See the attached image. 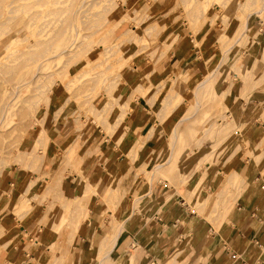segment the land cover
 <instances>
[{"label": "crops", "instance_id": "crops-1", "mask_svg": "<svg viewBox=\"0 0 264 264\" xmlns=\"http://www.w3.org/2000/svg\"><path fill=\"white\" fill-rule=\"evenodd\" d=\"M212 9H219L217 3L212 4ZM173 16L174 14L165 20L164 33H170L166 45L170 46L169 53L173 59L163 65L165 79L175 70L182 69L190 74L189 85L196 81L192 87L194 89L203 79V73L210 70H218L219 80L228 76L236 77L237 74L231 69L236 58H226L228 54L221 55L219 48L222 45L215 40L219 20H215L212 26L206 22L193 36L190 32L183 34L180 25L174 27ZM263 35L264 29L259 30L255 39L257 46L261 45L259 39ZM206 36L209 37L205 38ZM258 53L255 50L253 55L258 58ZM261 60L258 61V68H261ZM263 76L260 71L253 78V81L262 79V82L254 85L248 103L241 97L242 90H231L224 98L229 103V112L234 115V127L238 129L227 138L225 148H222L223 153L219 155L221 163L206 164L207 171L203 170L188 184V180L195 175V167L203 154L201 150L194 152L192 159H185L180 164L178 173L185 175L188 185L179 191L166 181L155 185H137V196L140 199L138 210H134L135 202L124 204L127 193L136 191L132 184L125 183L135 171L128 157H132L133 166L139 167L166 153L165 140H160L152 132L154 125L161 127L153 113L159 112L162 105L158 108L160 103L153 100L149 106L143 104L141 98H137L136 103H131V111L122 119V127L114 131L113 135L86 137L85 133L86 138L80 151H93L89 158L91 182L99 185L107 177L119 178L121 190L125 192L119 202V215L114 218L117 222H123L124 230L109 254V262L105 264H264V113L259 112L260 109L264 111ZM236 79L239 80L237 77ZM164 85V90L167 91L170 84L167 82ZM228 87L231 88V85ZM185 94V90H180L179 96ZM61 108L63 106L60 105L57 109ZM64 109L60 113L61 117L67 113ZM186 111L183 103L173 109L167 118L177 122ZM65 127L66 123L51 126L47 130L51 142L47 146L45 159L57 157L53 149L58 151L59 148L54 141L61 139L59 133ZM139 129L141 140L135 135ZM246 143L251 157H243L242 152L238 151V147ZM230 174H237L238 178L232 184L225 185ZM31 179L24 169L15 166L0 171V264H65L66 249L61 255L54 249L61 239L55 231L58 222L42 213L45 206L40 204L26 210L25 203L20 208L17 205L23 197L28 200L39 198L44 191L36 176L35 181ZM28 183L32 184L29 189ZM82 190H85L84 179L76 174L64 175L62 192L67 198L81 195L84 192ZM187 192L195 194L191 203L185 200ZM226 194L228 198L223 203ZM195 198L199 205L197 209L201 213L194 209ZM97 204L100 209L105 207L101 202ZM129 206L134 208L133 211ZM102 209V212L105 211ZM219 211L221 214L218 217L208 219L210 214ZM108 213L111 214L110 211ZM107 224L101 227L98 215L95 214L93 217L89 216L88 223H83L81 234L75 235L72 232L66 237L68 240L72 239L69 264H98L96 248L111 233V226ZM94 243L95 247L92 248Z\"/></svg>", "mask_w": 264, "mask_h": 264}, {"label": "rangeland", "instance_id": "rangeland-1", "mask_svg": "<svg viewBox=\"0 0 264 264\" xmlns=\"http://www.w3.org/2000/svg\"><path fill=\"white\" fill-rule=\"evenodd\" d=\"M96 1H98V0H96ZM107 1H108V3H107ZM178 1H180V2H178ZM198 1L200 3H202L206 0H198ZM198 1L197 0L195 1V3L197 4L196 6H198L200 4V3H198ZM68 2H70V0H65V4H67ZM165 2L167 5L165 4ZM177 2H178V8L176 9ZM181 2H182V0H175V1L174 0H168V2L166 0H120V1L119 0H106V2H105V0H103L101 3L100 11L102 12V15L106 16L107 18L104 21L105 24H104L101 32L99 33V37L104 38L103 41L105 43V46H107V47H110V46L115 44V46H113V50H115V51L117 50V48L119 49V47H120L119 51L121 52L120 53L121 56L118 52H116L115 54H112V57L110 56L111 54L108 53L107 55L104 56L105 58H103V62L106 61L107 65L104 64L105 62L103 63L101 61L103 65H101V63H100V65H98L95 69H93L94 71H92L90 69V67H92L94 63L99 62L102 58V52H101L102 48L100 46L101 42H98L99 44L97 43V45H96L97 38H93L89 42H88V40H85L86 42H84L83 36L82 37L79 36L78 42H75L76 44L73 43V45L71 46L72 50H74V51L77 50L76 52H78L79 55H77L76 57H78L79 60L76 57L73 58L72 54L62 55V57L60 59L55 60L52 62V64H50V66L52 68L50 67V69L41 70V73L52 72L53 76H50L49 78L47 77L43 81H41V79H39V81H37L36 83H32V82L28 83L29 78L23 77L20 80L22 82V85L20 87V92H16V96L14 98L12 97L11 92H10L12 87H9L8 84L10 81H14V79H16L17 76L23 70H26V69L16 70L15 76L13 78L7 79L8 81L5 78L6 75L4 73H0V74H3V75H0V87L3 88L4 90L6 88H8V91H9V94H6V100L10 101V105L7 108L12 109L13 112L18 111L19 107L22 106L21 101L23 99H25V97H27L29 95L32 96L33 92L31 90H32L34 85L40 84V82H42V83L48 84V89L53 87V86L56 88L54 90V92H52L50 94V100H49V98L46 99V102H45L46 106L45 107L40 106V107H38V109L36 111V116H38V118H41V116H43L44 119L41 121V123H35L33 126L28 127V129L29 128L30 129L27 131L28 133H26L23 138L20 137V135L24 129L27 130V128H26L27 124L26 123H28V118H26L25 120H21V121L17 120L18 116H16L14 118V120H12V118L7 119V118H9V117H7V115L4 116V119L0 118V133L3 134V136L0 137V159H1L0 160V162H1L0 163V171L3 169L11 168L13 166H15L18 169H24L25 168L24 171H26V173L29 174V176H31V178H32L31 180L35 181L34 177L36 176L37 177L36 180L41 182L42 186L40 188L41 189L44 188V190L46 188V185H48V183L49 184L51 183L52 179H55V178H58L61 176L62 182H60V180H59V184H58L59 186L56 185L54 187V189H52V190L50 188L51 193H50V190L48 188L45 190V191L48 190L47 194H45L46 192L43 191L39 198L36 197V198L30 199V200L23 197L20 200V202L17 204L18 207L20 208V207H23V205L25 203L26 204V208H25L26 210H28L30 208L32 209V207L35 208L40 204H43L45 206L44 209L42 210V213L46 217H48L49 219H51V220L54 219L58 222L57 226L55 227V231H57L58 233L63 231V233H60V235L62 234L64 236L59 235L61 238V239H59L60 241H58V244L60 242L59 249L57 248L58 245H57V247L55 246L56 250L59 253H62L63 251H65L66 248H63L65 246H62V245H64V244L66 245V241H67V245H68V243H72V240H68L65 236H68L69 234L71 235L72 232L73 233L76 232V234L74 233L75 235L81 234L79 230H75V228H74V225L76 223V217L73 216L72 211L68 210L65 207V204H66V206L70 205V203H71V201H73L74 197L67 198L64 195V193L62 192L63 191V177L66 174H76L77 176H79V178L81 177L80 179H83L82 178L83 171H84L83 170V168H84L83 163H84V161L85 162L87 161V159L90 157L91 154H93L92 149L91 150L88 149L86 151H80L81 147H83L82 144L80 145L79 142L77 143V141H79L78 136H79L80 132L77 134V130L74 132H72V131L76 129V127H77L76 125L78 124L80 129L84 133H86V137H89V135H93L95 137H97L98 135L111 136V135H113L114 131H117L118 128L122 127V121H121V123L116 127V129L111 132V130L109 131V129H107L106 126L103 127V126L99 125L95 120H92L93 124H91L90 120L92 118L94 119V117L91 118V116H92V114L95 113L94 109H92V108L93 107L94 108L95 107L100 108L105 103H111L112 97L110 95H108L110 93V90H111L110 94L115 92L114 93L116 96L115 104L116 103L122 104L123 103L122 101H124V103L128 101L127 104L130 105V108H131V103L137 102L136 101L137 98H141V100L143 101V104H147L149 106L151 105L153 100L154 101L157 100V102L160 103V104H158L157 107L159 108L160 105H162V106H161V109L159 112H154L153 114L155 115L156 120L161 124V127H157L154 125V127L152 128L153 129L152 132L153 133L155 132L156 137L160 138V140L161 139L165 140L166 144H169L168 142H170L169 130L171 129L172 125L174 124V120L168 119L167 116H169V114L175 108V106H180V105H183V103H185V109L188 108L187 111L184 112V115L181 118H183L184 116H187V115H191V113L194 112V105L193 104L195 102L193 99L192 87L196 81L194 83H192V85H189L190 74H189V72H186V71L183 72L182 69L181 70L179 69V74H180L179 79L175 76L176 70L171 75L172 76L171 79H170V77H171L170 75L167 76L166 79L164 78V76H163V74H164L163 65L165 62L172 59L171 53H169L170 47L166 51V54L164 56L161 55V56H163V58H161L160 55H159V57H157V54H160V53H158V51H160V48H161L160 46H162L161 45L162 42L167 44V40L169 39L170 33L169 32L166 34L164 33L166 30L165 20L169 19L170 18L169 16H171L172 14H174L172 24L175 25L174 27L180 25V29L183 30V32H182L183 34L190 32L193 36H195L198 33L199 29L201 28L199 26V29H196L197 30V32H196L195 28L196 27L198 28V26H197V24H195L196 22L195 23L193 22V20H192L193 18L190 17L191 15L193 16V13H195L194 12L195 8L193 9L195 3L194 2L193 3L192 2L187 3L188 0H183L182 4L179 6V3H181ZM243 2H245V4L247 6L245 4H244L245 6H242ZM262 2H263V0H244V1L243 0H207L208 10L204 13V18H205L204 21L205 20L206 21L204 23H202V25H205L206 22L210 23V21H211L210 25L212 26L215 24V20H219V24H220L219 28H216L217 30L215 31V37H216L215 40L218 41L222 45V47L219 48V52L221 53V55L222 54L223 55L228 54V56L226 55V58H229L232 56L234 58H236L235 62H233L232 66H231V69L233 71H235V73L237 74L236 77L239 79V80H237L236 77L234 78L233 76H228L226 78H221L219 80V79H217V77L220 76V74H219L218 70L216 69L215 76L212 80L213 81V94L214 93L216 94V93H219L220 91L225 90L231 84V88L229 89V92H231V90L234 92H236L237 90H242L241 97L243 99H245V101L248 103L250 96H251L250 93L254 90L256 84L259 85V83L262 82V79L258 80V81H253V78L255 76H257V74L260 71L263 72V75H264V70H263L264 52H262V51H264V48H263L264 35H263V37H261V39H259L261 42L260 46H257V44L255 43V39L258 36L259 30L264 29V10L261 14H253L252 13L253 11H257V9H259L261 7ZM110 3L111 4L114 3V5L112 4L111 9H109L110 6H108V4H110ZM214 3H217V5L219 7L218 10L212 9V4H214ZM102 4H103V7H102ZM239 4H240V6H238ZM132 6H134V8ZM173 6H175V7H173ZM239 7H240V9L243 8V10H245L246 12H249V14H251V13L252 14L248 17V20H247L248 30L244 32L242 39H241V42L237 43L236 45H233V43L235 41L234 35H239L242 32V25H240V22L244 18L243 16L246 15L245 11L243 12L242 9H241L242 13L240 12ZM104 8L107 10V12H104L105 14L103 13ZM8 9H9L8 7L5 8V10H8ZM142 9H144L145 10V11L143 10L144 13L147 16H149L145 20L140 19L142 17V11H141ZM184 11H186V12H184ZM187 12H188V14H187ZM185 13H186V15H185ZM139 14H141V15H139ZM187 15H189V17H187ZM125 16H127V17H125ZM124 17L126 19H124ZM175 17L176 18L179 17V18L176 19ZM187 18L191 19L192 21L190 20L188 22ZM210 19H212L213 21ZM154 21L156 22L157 25H159V28L162 30H160L159 34L155 33V34H157V36L154 35V33H153L152 36L150 37V39H149L150 41H148V42H149V45H152V46L147 47L143 51L140 50V52H137L133 55V52H135L136 47H138V45H139L138 39L143 35V33H141V31H143L144 27H146L147 25H149L150 23H152ZM117 22L119 23V25ZM224 22H226V23H224ZM113 23H117V25H118L114 29V31L112 28L115 27V24H113ZM135 24H136V26H135ZM109 29H111L110 33L108 31ZM106 30L108 31V33ZM127 30L133 31V33H132L133 38H131V43L129 45H128V43H125V42L122 43V40H121V39L126 38L124 35V32ZM104 31H105V34H102V33H104ZM79 33H80V35H84V34H86V30L84 29V30L80 31ZM208 34H209V32H208ZM154 36H155V38H154ZM1 37L2 36H0V38ZM120 37H123V38H120ZM208 37L209 36H206L205 38H208ZM116 38H117V40H116ZM233 38H234V41H233ZM229 40H230V42H229ZM81 41H83L85 44ZM226 41L229 45H227ZM232 41H233V43H232ZM80 43H83V44L80 45ZM87 43L89 44V46ZM230 43H232V44L230 45ZM101 44H102V46H104L103 43H101ZM198 44L200 45V43H198ZM232 45L235 47L233 48ZM82 46H83V48H82ZM229 46H230V48H228ZM231 46L233 49L231 48ZM152 48H156L157 52H152L154 50ZM262 48H263V50H262ZM222 50L224 51V53ZM255 50L259 51V53L257 54L258 58L255 57V55H253ZM245 51H249L250 54L245 53ZM82 55H85L86 57H84ZM262 55H263V57H262ZM3 56L5 57V50L2 47V48H0V64L5 63V61H6V59ZM108 56L110 57V60H112V62L114 61L113 63L111 61L109 62ZM261 57H262V60H261ZM72 58H73V61L75 62V64L71 60ZM114 58H115V60H118V61H115ZM66 60H68V61H66ZM77 60H78V62L76 63ZM259 60H261V62H260V64H262L261 68H258V61ZM87 62L90 64V67H88L89 64ZM116 62L118 65L117 64L114 65V63H116ZM64 63H65V65L67 63V66H66L67 69H65ZM113 65L115 66L114 69H113V67H114ZM134 66L136 68H134ZM101 67H102V70H101ZM82 68L83 69L87 68V69H85L84 72L88 71V74L82 75V73H83ZM80 69H82V70L79 72ZM152 70L154 71L153 80L143 81L142 86L144 88L146 87L145 88L146 91L144 92V91L140 90V92H138L139 90L136 89L137 78L143 74H146L149 71H152ZM95 71L96 72L98 71V73L101 72V76L96 77L99 74H94ZM56 72L57 73L59 72L61 74V76H59L60 74L59 73L57 74ZM117 72H118V74H116ZM90 73H92V74H90ZM114 73H115V75H114ZM207 73H208V71L204 72L203 76ZM115 76H116V78H118V80H117V82H116V80L112 81V83L113 82L114 83L110 89H108V88L106 89L103 86L102 82L99 83V81H102V79H104L105 77L112 78ZM174 76L176 77V79ZM91 78H93V80H91ZM238 81H241V82L238 83ZM67 82H69V83H67ZM167 82L170 84V86H169L168 90L165 91L164 90V86H165L164 84ZM173 82H174V84H173ZM65 84H68V87H67V85L65 87ZM157 86H159V87H157ZM156 87L158 89H156ZM113 88H114V90H112ZM3 89H0V99H1V92H3ZM106 90H108V91H106ZM180 90L181 91L185 90L186 94L183 96H179ZM141 91L144 93H142ZM210 92L206 93L203 96H200V98H199L200 99V108L197 111L198 114L199 113L200 114L198 115L196 112L195 116L193 117V120L188 121V123H190V124L195 122V125L198 128L195 131L193 136H188V135H187V137L185 136L187 138L186 143H183V144L179 143L178 144V145H182V146L177 151L178 152L176 154L177 157L175 156L173 163L169 167L167 173L166 174L165 173L164 174H162V173L161 174L160 173L150 174V173H152V171H150L152 169H150V168H153L152 166H154V164L163 163L166 160V156L168 155V152H169L168 151V145H166L167 151L163 156H161L157 160H152L149 164H141L138 168L136 166H133L132 157L129 156L128 161L132 165L131 166L132 168L135 167L134 168L135 171H134L133 175L128 176L129 181H125V183H127V182H128L127 184L133 183L132 188H135V190H136L137 185H140V184L142 185V183L148 184V181H150L149 184H151V185L163 183L164 181H166L169 185L174 186L179 191L181 188H184L189 183L191 184L193 182V180L195 179V177L198 176L203 170L207 171L205 169L206 164L209 163L211 165H213V164L219 165L221 163V160L219 159L220 158L219 155H221L223 153L222 148L225 146V142H226L227 138L229 136H231V134L236 132V130L238 128L234 127V121L233 120H235V119H234V115L231 112H229V107H230L228 105L229 103L227 101H225L224 99L222 102H221V100L218 101L219 99H217V108L216 107L213 108L211 105L214 104L213 106H215L216 100H215L214 95L212 97ZM139 93L140 94L142 93L143 95L142 94L140 95ZM69 96H70V98H68ZM178 96L180 97V99L178 98ZM149 97H150V100L148 101L147 98H149ZM172 97L174 100L171 99ZM65 99H68V100H65ZM169 99H170V101L172 100L171 101L172 103L169 101ZM83 100H84V102H83ZM65 101H67L66 104H64ZM169 102H170V104H169ZM223 102L225 105L222 104ZM60 105L63 106V108L59 109L60 112L55 114L56 112H54V111L58 110L57 108ZM119 108L121 110L122 106L117 104L112 109V111H111L112 115H111L110 119L108 121L106 119L104 120V121H106L105 125L115 122L116 115H118L119 114L118 112L120 111ZM130 108L129 107L125 108L124 114L127 112H130L131 111ZM44 109H45V111H44ZM63 109L67 110V113L61 117L60 113L63 111ZM91 110L94 113L90 114ZM259 112L264 113V111H262V109H260ZM52 115H55V116L52 117ZM125 115H123V118L125 117ZM89 117H90V119H89ZM232 118H233V120H232ZM95 119H97V118H95ZM64 123H66V127L61 131V133H59L61 135V137H60L61 139L57 140L56 142L54 141V144L57 145L59 148L58 151L53 149V152L56 154L57 157L54 159H48L47 160V159H45V156H47L46 155L47 146L51 142V139L49 137L47 130H50L51 126H58L59 124L63 125ZM162 124H163V127H162ZM39 126H41L47 133L45 134L44 139H42V140H44V142L42 143V145L39 142L38 146H40V147L37 148V144H34V145H36V147L32 146L31 144L34 142L32 140V138H34V136L36 135V132H37L36 130L41 128ZM209 126H210V132L207 133L208 135H205L204 130L206 128H209ZM21 129H22V131H21ZM70 132H72L71 133L72 137H71V135L69 137ZM76 134H77V137H75ZM203 134H204V137H202ZM135 135L139 140H141L142 139L141 138V129L136 130ZM76 138H78V140ZM73 139L77 143V144L75 143L77 145V147L75 149L76 150V152L74 153L75 155L73 156L74 162H67L66 159H64L65 158L64 156L66 155L64 152L66 151L67 148H69V145H71L70 143L74 142V141L72 142ZM61 140L64 142H61ZM199 140L202 141L200 144H199ZM84 141H85V139H84ZM59 142H61V143L59 144ZM248 146H249L248 143H246V145L241 144L238 147L239 148L238 151L242 152L243 157H245V156L251 157V154H249V152L247 151V150H249ZM243 148H244V150H243ZM31 150H34V151L31 152ZM198 150H201L200 152H202L203 154L212 151V157L209 160L207 159V160L203 161L200 165H199V163L197 164V166L195 167L196 173L194 176H192L188 180V182H187L188 184H187L185 181L186 180L185 175H183V173H181V175L178 174V173H180V169H181L180 164L182 162H184L185 159H189V160L192 159L191 157H194L193 153L198 151ZM241 150H243V151H241ZM27 151L29 152V156L27 155L28 154ZM21 156L23 159L20 158ZM30 156L32 158L37 157V158H41V160L42 159L43 160L42 161L41 160L36 161L37 158L34 160V158L33 159L29 158ZM19 158L21 160H19ZM32 160H33V162H32ZM17 161L20 162V165H19V162H17ZM26 164H28L27 166H29V168H27ZM29 164H31L32 166ZM21 165H23V167ZM36 165H37V167H36ZM35 167L37 169L39 168V170L37 171V169H35ZM173 170H175L176 171L175 174L178 175L177 181H174L172 179H168L169 177L172 178L170 173ZM74 171H75V173H73ZM148 171H150V172H148ZM137 173L139 174V176ZM237 178H238L237 174H230L227 177L225 185L232 184L234 181L237 180ZM113 179H115V178H113ZM116 179H118L117 185H116L117 197H115L114 199L112 198L113 200L110 199L107 202L105 199V201H104V199H103L104 196H102V193H104L103 190L106 188L105 185L112 180V178L110 179V177H107V179L104 180V182L103 181L100 182L99 185H95L97 187L94 190L96 191L97 194L92 193L89 195L90 203H91L90 208L92 210L90 217L97 214L99 221L101 222L100 223L101 227H103V225L108 223L107 225L111 226L110 235L112 233H114V231H115L114 230L115 225L111 224L110 222H112L113 219L117 218V216L119 215V202H120V199L122 198V195L125 194V192H122V190H121L122 187L119 185L120 184L119 178H116ZM169 180H171L172 182ZM45 181H47V182H45ZM173 182H176L175 185ZM31 185L32 184H29L27 186V189H29V187ZM6 193L8 194L9 192L7 191ZM45 195L47 197L43 198V196H45ZM127 195H126V199L124 201V204L125 205H129L130 203L133 204L134 201L136 200L135 201L136 205L133 204V207H135V209L132 208L131 206H129L128 208L130 209V207H131L132 211H133V209L138 210L139 209L138 201H140V199L139 200L136 199V198H138L137 190H136V192H133V193L128 192ZM181 196L184 197L182 195V193H181ZM97 198H99V200ZM116 198L118 201L115 203L116 204V206H115L114 201L116 200ZM132 198H135V199L133 200ZM227 198H228V194L224 195L223 203H225ZM193 199H194V197H192L191 200H193ZM185 200L188 203H191V200L189 201L187 198H185ZM65 201H66V203H65ZM55 202L57 203V205L59 203V205L57 206L56 204H54ZM98 202H101V204L103 206H105V207H103V209L101 208L102 210H104L106 208L105 211L102 212L101 209L97 207V205H99V204H97ZM106 202H107V205H106ZM111 203H113V205ZM52 204H53V206H52ZM195 204H196V208H194V209L197 212H199L197 209L199 207L198 200H196V198H195ZM202 204L204 205V203H202ZM221 209H223L222 205H221ZM68 211H70V213H68ZM108 211H110L111 214H109ZM199 213H201V212H199ZM220 214H221V212L213 213V215L210 214V216H209L210 218H208V219H212L213 217H218ZM109 215H111V216H109ZM203 215H205V213H203ZM67 218H68V220H67ZM107 220H109V221H107ZM86 222L88 223V220ZM45 224H46V222H45ZM68 224H69V226H68ZM60 227H61V229H60ZM63 227H65L66 230L65 229L63 230ZM103 229H105V227ZM66 231L68 233H66ZM91 247L94 248L95 243H94V245L92 244ZM71 253H72V248L70 249V255H71ZM97 260H99V255L97 257Z\"/></svg>", "mask_w": 264, "mask_h": 264}, {"label": "bare ground", "instance_id": "bare-ground-1", "mask_svg": "<svg viewBox=\"0 0 264 264\" xmlns=\"http://www.w3.org/2000/svg\"><path fill=\"white\" fill-rule=\"evenodd\" d=\"M103 0H70V2H68L67 4H65V0H0V36H2L0 38V48L3 47V49L5 50V63H1L0 64V73H4L6 76V80L9 79V78H13L15 76V73H16V70L18 69H26V70H23L18 76L16 79H14V81H10L8 86L9 87H12L10 92H11V95L12 97L14 98L16 96V92H20V87L22 85V82L20 81L23 77H28L29 78V81L28 83H36L37 81H39V79H41V81H43L44 79H46L47 77L49 78L50 76H53V73L50 72H46V73H41V70H44V69H50V64H52L53 61L55 60H58L62 57V55H68V54H72L73 58L76 57L78 54V52L72 50L71 46L73 45V43L75 42H78V38L79 36L82 37L83 36V39H84V42H86L85 40H88V42L93 39V38H97V42H96V45L98 42H101L103 43L104 46H102V44L100 43V46L102 48L101 52H102V58L99 62H96L93 64L92 67H90V64L88 67H90V69L92 71H94L93 69H95L98 65H103L102 62H103V58H105L104 56L107 55L108 53H110L111 57H112V54H115L116 52H118L119 54L121 53L119 50H120V47L119 49L117 48V50H113V46H110V47H107L105 46V43L103 41L104 38H101L99 37V33L101 32L103 26H104V21L105 19L107 18L106 16L102 15V12L100 11L101 9V3H102ZM120 1V0H119ZM168 2V0H166ZM175 1V0H174ZM196 0H188L187 3H195ZM198 1V0H197ZM244 1V0H243ZM106 2V0H105ZM180 2V1H178ZM178 2H177V6H176V9L178 8ZM183 2V0H182ZM179 3V6L182 4ZM108 3V1H107ZM106 3V4H107ZM186 3V2H185ZM198 3H200L198 1ZM225 3V2H224ZM111 4V3H110ZM108 4V6H110L109 9H111V6L112 4L114 5V3H112L111 5ZM166 4V2H165ZM175 4V3H174ZM245 2H243V5L242 6H245L244 5ZM105 5V4H104ZM116 5V4H115ZM133 5V4H132ZM167 5V4H166ZM188 5V4H187ZM197 4L195 3L193 9H194V12L193 13V16L191 15L190 17H192L193 19V22L195 24H197L198 28L196 27L195 28V31L197 32L196 29H199V26L201 27L202 26V23H204V13L208 10V4H207V0L200 3L198 6H196ZM231 5V4H230ZM240 6V4L238 5ZM237 6V7H238ZM241 6V7H242ZM247 6V5H246ZM8 7L9 9L8 10H5V8ZM102 7H103V4H102ZM134 8V6H132ZM175 7V6H173ZM222 7V6H221ZM140 8V7H139ZM207 8V9H206ZM245 8V7H244ZM98 9V10H97ZM238 9V8H237ZM240 9V7H239ZM238 9V10H239ZM242 11L244 12L245 10H243V8H241ZM241 9H240V12H241ZM246 9V8H245ZM248 9V8H247ZM103 10V9H102ZM106 9L104 8V12H107V10L105 11ZM144 9H142V17L140 19H147V16L144 11ZM172 10V9H171ZM264 10V0L262 2V5L259 9H257V11H253L252 13L253 14H261ZM186 12V11H184ZM189 12V11H188ZM187 12V14H188ZM242 13V12H241ZM251 13V14H252ZM105 14V13H104ZM108 14V13H107ZM240 14V13H239ZM245 16H243L244 18L242 19V21L240 22V25H242V32L239 34V35H234V38H235V41H234V38H233V45H236L237 43H240L241 42V39H242V36L244 34L245 31L248 30V24H247V20H248V17L251 15L249 14V12H246L245 11ZM123 15V14H122ZM141 15V14H139ZM186 15V13H185ZM190 15V14H189ZM189 15H187V17H189ZM244 15V14H243ZM184 16V15H183ZM122 17V16H121ZM127 17V16H125ZM124 17V19H126ZM140 17V16H139ZM180 17V16H179ZM178 17V18H179ZM135 18V17H134ZM176 18V17H175ZM176 18V19H178ZM214 18V17H213ZM212 18V19H213ZM186 19V18H185ZM188 19V22L191 20L189 18ZM209 19V18H208ZM210 19V20H212ZM191 20V21H192ZM107 21V20H106ZM122 21V20H121ZM213 21V20H212ZM223 21V20H222ZM225 21V20H224ZM118 23V22H117ZM117 23H113L115 24V27L112 28L113 31L114 29L119 25H117ZM140 23V22H139ZM211 23V21H210ZM226 23V22H224ZM112 24V25H113ZM190 24V23H189ZM199 24V25H198ZM111 25V26H112ZM194 25V24H193ZM192 25V26H193ZM136 26V24H135ZM86 30V34L84 35H80V31L82 30ZM134 29V28H133ZM132 29V30H133ZM164 29V28H163ZM191 29V28H190ZM245 29V30H244ZM110 30L109 29V33H110ZM132 30H127L124 32V35H125V39H121L122 40V43L125 42V43H128V45L131 43V38L132 37V33L133 31ZM160 29L159 28V25L156 24V22H152L150 23L149 25H147L146 27H144L143 31H141V33H143V35L138 39L139 41V45L138 47H136L135 49V52H133V55L137 52H140V50H144L146 49L147 47L149 46H152V45H149V42L150 41V37L152 36V34L154 33V35L157 36V34L160 33ZM107 31V30H106ZM107 31V33H108ZM157 33V34H155ZM102 34H105V31L104 33ZM101 36V35H100ZM135 36V35H134ZM233 37V36H232ZM120 38H123V37H120ZM155 38V36H154ZM117 40V38H116ZM153 40V39H152ZM165 40V39H164ZM154 41V40H153ZM83 42V41H81ZM83 42V43H84ZM119 42V41H118ZM117 42V43H118ZM230 42V40H229ZM83 43H80L83 44ZM116 43V44H117ZM171 43V42H170ZM227 43V41H226ZM230 43V45L232 44ZM76 44V43H75ZM78 44V43H77ZM85 44V43H84ZM88 44V43H87ZM99 44V43H98ZM161 44V43H160ZM225 44V43H224ZM120 45V44H119ZM123 45V44H122ZM162 46H160V51H158V53L160 54H157V57H160L163 58V56L166 54V51L169 49V45H166L164 42H162L161 44ZM227 45H229L227 43ZM232 45V46H233ZM89 46V44H88ZM231 46V48H232ZM158 47V46H157ZM156 47V48H157ZM83 48V46H82ZM156 48H152L154 49L152 52H157L156 51ZM230 48V46L228 47ZM230 50V49H229ZM228 50V51H229ZM223 51V50H222ZM264 52V51H263ZM83 53V52H82ZM146 53V52H145ZM144 53V54H145ZM224 53V51H223ZM163 55V56H161ZM84 57H86L85 55H82ZM121 56V54H120ZM148 56V55H147ZM69 57V56H68ZM146 57V56H145ZM3 58V59H4ZM70 58V57H69ZM73 58L71 59L73 61ZM78 58V57H76ZM81 58V57H80ZM160 58V59H161ZM113 59V58H112ZM70 60V61H71ZM79 60V58H78ZM78 60L76 61V63L78 62ZM107 60V59H106ZM108 60L109 62L112 60H110V57L108 56ZM115 60V58H114ZM68 61V60H66ZM65 61V62H66ZM102 61V62H101ZM115 61H118V60H115ZM161 61V60H160ZM105 62V63H104ZM103 63L107 65L106 61H104ZM114 62V61H113ZM112 62V63H113ZM125 62V61H124ZM70 63V62H69ZM73 63L75 64V62L73 61ZM72 63V64H73ZM121 63V62H120ZM119 63V64H120ZM71 64V63H70ZM116 63H114V65H116ZM122 64V63H121ZM65 65V63H64ZM112 65V64H111ZM113 65V66H114ZM118 65V64H117ZM67 66V63L65 65V69ZM112 66V67H113ZM62 67V66H61ZM87 67V68H88ZM103 67V66H102ZM102 67H101V70H102ZM52 68V67H51ZM85 68V69H87ZM115 68V66L113 67V69ZM134 68H136L134 66ZM83 69V68H82ZM80 69L79 72L82 70ZM85 69H83V73L82 75L84 74H88V71L87 72H84ZM113 71V70H112ZM215 71L216 70H210L208 71L207 74H205L203 76V79L194 87L193 89V99H194V112L191 113V115H187V116H184L183 118H180L177 122H174V124L172 125L171 129L169 130V136H170V142H168L169 144L168 145V155L166 156V160L163 162V163H157V164H154V166H152L153 168H150L152 170V173L150 174H154V173H162V174H166L169 167L171 166V164L173 163V160L176 156V154L178 153L177 151L181 148L182 145H178L179 143L180 144H183V143H186L187 142V135L188 136H193L195 131L197 130V126L195 125V122L193 123H188V121L190 120H193V117L195 116L196 112L198 111V109L200 108V96H203L205 95L206 93H209L210 91V94L214 95L215 97V106H213L214 104H212L211 106L214 108L216 107L217 108V99H219L218 101L221 100V102L223 101V99L225 98L226 94L229 92V89L230 87H228L226 90H223V91H220L219 93H214L213 94V78L215 76ZM61 72V71H60ZM96 72V71H95ZM94 74H99L98 76L96 77H99L101 76V72L98 73V71ZM57 73V72H56ZM59 73V72H58ZM57 73V74H58ZM93 73V72H92ZM90 73V74H92ZM112 73V72H111ZM110 73V74H111ZM60 74V73H59ZM63 74V73H62ZM106 74V73H105ZM104 74V75H105ZM109 74V75H110ZM118 74V72L116 73ZM0 75H3V74H0ZM115 75V73H114ZM113 75V76H114ZM153 75H154V71H149L147 72L146 74H143L141 76H139L137 78V82H136V89L139 90L138 92H140V90L142 91H146V87L144 88L142 86V82L145 81V80H153ZM184 75V74H183ZM61 76V74L59 75ZM91 76V75H90ZM107 76V75H106ZM117 76V75H116ZM115 77H112V78H108V77H105L104 79H102V81H99L102 82L103 86L107 89H110L112 86H113V83L112 81H115L117 82L118 78ZM119 76V75H118ZM175 76L179 79L180 77V74H179V70H176V74ZM174 76V77H175ZM92 77V76H91ZM175 77V79H176ZM172 78V76L170 77V79ZM187 78V77H186ZM77 79V78H76ZM98 79V78H97ZM96 79V80H97ZM100 79V78H99ZM13 80V79H12ZM91 80H93V78H91ZM95 80V79H94ZM185 80V79H184ZM8 81V80H7ZM163 81V80H162ZM166 81V80H165ZM179 81V80H178ZM177 81V82H178ZM12 82V83H11ZM175 82V81H174ZM173 82V84H174ZM69 83V82H67ZM149 83V82H148ZM232 83V82H231ZM162 84V83H161ZM164 84V83H163ZM179 84V83H178ZM68 87V84H65V87ZM160 85V84H159ZM231 85V84H230ZM176 86V85H175ZM178 86V85H177ZM159 87V86H157ZM156 87V89H158ZM186 87V86H185ZM0 89H3L0 87ZM56 88L53 86L51 88L48 89V84H45V83H42L40 82V84H37V85H34L33 88H32V96H27L25 97V99H23L21 101V104L22 106L19 107L18 111H14L12 109H8L7 107L10 105V101H7L6 100V94H9V91H8V88H6L5 90L3 89V92H1V99H0V118L4 119V116L7 115V119H10L12 118V120H14V118L16 116H18L17 120H25L26 118H28V123L26 128L27 130H23L21 129L22 133L20 135V137H24V135L26 133H28L27 131L30 129H28V127H31L33 126L35 123H41V121L44 119L43 116H41V118H38V116H36V111L38 109V107L40 106H46L45 102H46V99L49 98L50 100V94L52 92H54ZM74 89V88H73ZM135 89V88H134ZM186 89V88H185ZM114 90V88L112 89ZM189 90V89H188ZM108 91V90H106ZM116 91V90H115ZM141 91V92H142ZM157 91V90H156ZM142 92V93H144ZM154 92V91H153ZM110 93H111V90H110ZM108 94L112 97V102L111 103H105L103 104L100 108H92L94 109V112H92L91 110V113H94L92 114L91 118L94 117V119L92 118L90 121L91 124H93V121L92 120H95L99 125L101 126H106L107 129H109V131L111 130V132L113 130L116 129V127L121 123L122 119H123V115L127 114L125 113L124 114V110L125 108L129 107L130 108V105L127 104V102L124 103V101H122L123 103H116L115 104V92L112 93V94ZM141 93V94H142ZM140 94V93H139ZM140 94V95H141ZM177 94V93H176ZM229 94V93H228ZM143 95V94H142ZM118 96V95H117ZM174 96V95H173ZM199 96V97H198ZM120 97V96H119ZM131 97V96H130ZM205 97V96H204ZM67 98V97H66ZM70 98V96L68 97ZM121 98V97H120ZM154 98V97H153ZM175 98V97H174ZM178 98L180 99V97L178 96ZM172 100L173 97L171 98ZM178 99V100H179ZM182 99V98H181ZM65 100H68V99H65ZM147 100L149 101L150 100V97L147 98ZM171 100V101H172ZM88 101V100H87ZM120 101V100H119ZM170 101V99H169ZM170 101V102H171ZM67 101H65L64 104H66ZM84 102V100H83ZM121 102V101H120ZM169 102V104H170ZM63 103V102H62ZM172 103V102H171ZM120 105L122 106L121 110L119 108V114L116 115V119H115V122L114 123H111V124H107L105 125V122L104 121L105 119L108 121L112 115L111 111L112 109L116 106V105ZM149 104V103H148ZM220 104V103H219ZM223 105L224 102L222 103ZM177 106H175L176 108ZM174 108V109H175ZM215 108V109H216ZM47 109V108H46ZM131 109V108H130ZM188 109V108H187ZM45 111V109H44ZM56 112L55 114H57L59 111L56 110L54 111ZM172 112V111H171ZM44 114V113H43ZM72 114V113H71ZM198 114V112H197ZM200 114V113H199ZM198 114V115H199ZM94 115V116H93ZM45 116V115H44ZM55 116V115H52V117ZM233 116V115H232ZM56 118V117H55ZM67 118V117H66ZM97 118V119H95ZM90 119V117H89ZM55 120V119H54ZM233 120V118H232ZM234 121V120H233ZM54 122V121H53ZM260 122V121H259ZM20 126V125H19ZM42 126V125H41ZM39 126V127H41ZM76 129L73 130L72 132L76 131L77 130V134L80 132L78 138H79V141L78 138H76L77 140V143L79 142L80 145L82 144V142L84 141L85 139V133L80 129L79 125L77 124L76 125ZM224 126V125H223ZM154 127V126H153ZM152 127V128H153ZM120 129V128H119ZM81 130V131H80ZM18 131V130H17ZM36 135L34 136V138H32V141L33 143L31 144L32 146H35L34 144H37V148L40 147L38 146L39 142L40 144L42 145V143L44 142V137H45V130L41 127L39 128L38 130H36ZM35 132V131H34ZM69 134V137L71 135V133ZM210 132V126L209 128H206L204 130V134L205 135H208L207 133ZM77 134L75 137H77ZM123 134V133H122ZM204 134L202 137H204ZM148 135V134H147ZM3 134L0 133V137H2ZM140 136V135H139ZM186 136V137H185ZM72 137V135H71ZM74 137V136H73ZM121 137V136H120ZM75 139V138H74ZM72 140L73 143H70L71 145H69V148L66 149V151L64 152L66 155L64 156L66 159L67 162H74L73 160V156L75 155L74 153L76 152V147H77V143L75 142V140ZM144 139V138H143ZM41 140V141H40ZM61 142H64L61 140ZM59 142V144L61 143ZM136 142V141H135ZM202 141L199 140V144L201 143ZM76 143V144H75ZM64 144V143H63ZM137 144V143H136ZM11 145V144H10ZM135 145V144H134ZM198 145V144H197ZM239 145V144H238ZM243 145V144H242ZM13 147V146H12ZM11 147V148H12ZM225 148V147H224ZM30 149V148H29ZM46 149V148H45ZM239 149V148H238ZM41 150V149H40ZM216 150V149H215ZM244 150V148H243ZM241 150V151H243ZM247 150V149H246ZM8 151V150H7ZM30 151V150H29ZM34 151V150H31V152ZM237 151V150H235ZM4 152V151H3ZM28 152V151H27ZM245 152V151H244ZM78 153V152H77ZM23 154V153H22ZM41 154V153H40ZM29 156V152L27 154ZM26 155V156H27ZM31 155V154H30ZM61 155V154H60ZM18 156V155H17ZM32 156V155H31ZM29 157L31 159L34 158V160L38 157L35 158V157ZM40 156V155H39ZM78 156V155H77ZM24 157V156H23ZM43 157V156H42ZM177 157V156H176ZM212 157V151L208 152V153H205L203 154L201 157H200V161H199V165L205 161V160H209L210 158ZM218 157V156H217ZM12 158V157H11ZM22 158V156L20 157ZM19 158V160H21ZM90 158V157H89ZM89 158L87 159V161L85 162L84 161V165H83V173L85 172L86 174H83L82 175V178L85 180V190H82L84 191L81 195H75L74 198H73V201H71L70 205L69 206H66L65 204V207L72 211L73 213V216L76 217V223L74 225V228L75 230H79V231H82L83 230V223H85L88 219H89V216L91 214V203H90V198H89V195L90 194H97L96 191L94 190L97 186H95V184H93L91 182V180L89 179L90 178V174H89V169H90V166H89ZM23 159V158H22ZM101 159V158H100ZM104 159V158H103ZM216 159V158H215ZM1 160V159H0ZM10 160V159H9ZM26 160V159H25ZM37 160H41V158H37ZM43 160V159H42ZM41 160V161H42ZM27 161V160H26ZM35 161V162H36ZM64 161V160H63ZM228 161V160H227ZM19 162V161H17ZM33 162V160H32ZM103 162V161H102ZM1 163V162H0ZM25 163V162H24ZM104 163V162H103ZM22 164V163H21ZM32 164V163H31ZM29 164V165H31ZM36 164V163H35ZM75 164V163H74ZM99 164V162H98ZM19 165H20V162H19ZM24 165V164H23ZM23 165H21L23 167ZM28 164H26L27 166ZM32 166V165H31ZM60 166V165H59ZM19 167V166H18ZM37 167V165H36ZM35 167V169H37ZM58 167V166H57ZM77 167V166H76ZM103 167V166H102ZM208 167V166H207ZM27 168H29V166H27ZM26 168V169H27ZM31 168V167H30ZM138 168V167H137ZM25 169V168H24ZM197 169V168H196ZM39 170V168L37 169V171ZM32 171V170H31ZM81 171V170H80ZM141 171V170H140ZM148 171V172H150ZM195 171V170H194ZM26 172V171H25ZM75 173V171L73 172ZM136 173V172H135ZM139 173V172H138ZM137 173V174H138ZM176 171L173 170L170 175L172 178H168V179H172L174 181H177L178 180V175L175 174ZM40 174V173H39ZM141 175V174H140ZM44 176V175H43ZM139 176V174H138ZM57 177V176H56ZM81 178V177H80ZM43 179V178H42ZM48 179V178H47ZM82 179V180H83ZM59 180L60 182L61 181V176L58 177V178H55V179H52L51 183L48 185H46V189L51 188L54 189V187L57 185L59 186ZM100 180V179H99ZM99 180H97V182H99ZM184 180V179H183ZM145 181V180H144ZM147 181V180H146ZM171 181V180H169ZM168 181V182H169ZM30 182V181H28ZM47 182V181H45ZM150 181H148V184H149ZM172 182V181H171ZM174 185L176 182H173ZM29 184V183H28ZM27 184V186H28ZM46 184V183H45ZM87 184V185H86ZM133 184V183H132ZM116 185H117V180L116 179H112L109 183H107L105 185V189L103 190L104 193H102V196H104V201L106 199V201L108 202L110 199H114L115 197H117V193H116ZM84 187V186H83ZM26 188V186H25ZM24 188V189H25ZM56 189V188H55ZM45 194H47V191ZM51 190H50V193H51ZM57 190V189H56ZM41 192V191H40ZM136 192V191H134ZM148 192V191H147ZM146 192V193H147ZM49 193V194H50ZM145 193V194H146ZM1 194V193H0ZM3 194V193H2ZM61 194V193H60ZM59 194V195H60ZM148 194V193H147ZM44 195V194H43ZM62 195V194H61ZM133 195V194H132ZM195 194H193V192H187L185 196H187L188 200L190 201L192 199V197H194ZM128 196V195H127ZM22 197V196H21ZM47 197L46 195L43 196V198ZM56 197V196H55ZM59 197V196H58ZM131 197V196H130ZM50 198V197H49ZM129 198V197H128ZM221 198V196H220ZM59 199V198H58ZM62 199V198H61ZM112 199V200H113ZM133 200L135 198H132ZM138 199V198H136ZM63 200V199H62ZM111 200V201H112ZM218 200V199H217ZM58 201V200H57ZM110 201V202H111ZM117 198L116 200L114 201V205L116 206V202H117ZM136 201V200H135ZM134 201V202H135ZM54 202V201H53ZM107 202H106V205H107ZM109 202V203H110ZM133 202V201H132ZM66 203V201H65ZM218 203V201H217ZM217 203H215V205H217ZM54 204L57 205V203L55 202ZM61 204V203H60ZM113 205V203H111ZM59 205V203H58ZM57 205V206H58ZM93 205V204H92ZM109 205V204H108ZM132 205V204H131ZM53 206V204H52ZM60 207V206H59ZM110 207V206H109ZM46 209V208H45ZM106 209V208H105ZM217 209V208H216ZM216 209H213V210H216ZM29 210V209H28ZM70 211H68V213H70ZM26 212V211H25ZM63 212V211H62ZM211 212V210H210ZM220 212V211H219ZM71 213V214H72ZM20 214V213H19ZM15 215V214H14ZM69 216V215H68ZM44 217V216H43ZM93 217V216H92ZM62 219V218H61ZM60 219V220H61ZM70 219V218H69ZM91 219V218H90ZM112 219V218H111ZM68 220V218H67ZM41 221V220H40ZM70 221V220H69ZM60 222V221H59ZM116 222V223H115ZM87 223V222H86ZM90 223V222H89ZM101 223V222H100ZM114 226V233H112L111 235L108 234L106 235L99 243V246L96 248L98 249V255H99V260H98V264H105V263H108L109 262V254L111 252V250L113 249V247L115 246L116 244V240L118 238V236L120 235V233L124 230V225H123V222H117L116 219H113L112 223ZM66 225V224H65ZM60 226V225H59ZM64 226V225H63ZM69 226V224H68ZM62 227V226H61ZM60 227V229H61ZM52 228V227H50ZM65 229V227H63V230ZM85 229V228H84ZM59 230V229H58ZM66 230V229H65ZM60 231V230H59ZM69 231V230H68ZM85 231V230H84ZM60 233H63L62 232H59L57 233L58 236L60 235ZM66 233H68L66 231ZM76 234V232H74ZM81 233V232H80ZM189 234V233H188ZM62 235V234H61ZM60 235V236H61ZM59 236V237H60ZM64 236V235H62ZM74 236V235H73ZM58 237V238H59ZM67 237V236H65ZM70 237V236H69ZM101 239V238H100ZM72 240V239H71ZM60 241V240H59ZM55 242V241H54ZM62 242V241H61ZM58 245V247H57ZM56 247L59 249V246H60V242L59 244L57 243ZM66 245H67V241H66ZM65 244L62 245V246H65L63 248H66V251H65V256H64V261H65V264H69L70 263V249L72 248L71 247V243H68V245L66 246ZM56 247L54 249H56ZM51 248V249H53ZM62 249V248H61ZM57 251V250H55ZM60 251V250H59ZM61 252V251H60ZM60 254V253H58ZM61 255V254H60ZM59 255V257H60ZM56 257V256H55ZM62 257V256H61ZM98 257V256H97ZM57 259V257H56ZM63 259V258H62ZM52 261L55 262V259H53ZM63 262V261H62ZM114 262V261H113ZM50 263H52L50 261Z\"/></svg>", "mask_w": 264, "mask_h": 264}]
</instances>
